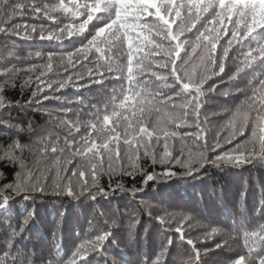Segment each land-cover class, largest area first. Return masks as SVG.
<instances>
[{
	"label": "trees",
	"instance_id": "16d2710c",
	"mask_svg": "<svg viewBox=\"0 0 264 264\" xmlns=\"http://www.w3.org/2000/svg\"><path fill=\"white\" fill-rule=\"evenodd\" d=\"M27 2L28 0H0V8L3 9L0 40H16L25 51H74L95 34L98 26L107 24L109 20L101 2L98 12L91 13L95 20L82 35L63 42L21 40L25 25L43 23L49 28H57L72 23L78 26L90 15L88 0H79L78 3L73 0L74 9L82 15L55 14L58 15L59 22L53 23L35 13L34 8L26 6ZM32 2L35 3V0ZM159 2L163 5L168 3L167 0ZM229 2L230 0H224V3ZM231 2L241 6V14L244 11L250 12L249 22L253 17L264 20V0ZM127 3L135 6L138 0H127ZM124 7L130 18L136 14L135 8ZM145 15L148 16V21L152 20V15L147 10ZM229 16L232 21L237 19L233 13H229ZM229 16L223 18L221 32L227 28L230 36L233 23ZM201 26L197 25V28ZM258 32L264 33V29H258ZM254 36L257 34L254 33ZM262 42L264 40L258 36L255 39L249 37L237 47L243 51L255 48ZM98 46L104 49L102 53H96L93 49L87 60L83 59V54L76 57L81 59L82 64L94 69L99 61L104 72L103 76L94 72L92 76L77 81L88 85L85 88L70 87L60 92L45 91L33 96L35 84L22 87V78H9L5 82L6 78L0 75V95L3 96L0 101L3 105L0 107V190L10 191L4 186L18 182L19 174L27 175L29 172L32 174L29 177L32 184L39 179L40 184L45 186L43 192L29 191L19 195L11 193L10 201L0 203V256L8 254L5 264H28L29 261L31 264H40L42 260L48 261V264H67L80 243L104 233H109L104 244L96 251L89 252L78 264H155L161 251L165 255L160 264H181V261L194 256L187 239H193L196 248L200 250L198 264H231L242 255H251L252 264H258L260 257L264 256V235L248 233L264 222V167L243 164L238 167L227 165L217 168L205 164L198 171L183 175L186 168H182L172 157H178L183 162L187 159V153L185 151V155H181L180 145L176 140L170 141L172 157L160 163L163 140L157 142L153 138L150 146L145 141L142 147L139 138L133 139L132 135H125V128L129 123L138 132V121L146 118V114L140 113L139 109L145 107L146 113V106L129 101L122 108L116 107L123 101L127 84L122 73L108 72L105 65L115 68L126 61L122 40L112 39L109 45L101 40ZM35 62L8 57L0 61V69L25 68ZM116 76L121 78L115 79ZM95 80H102L103 83H93ZM244 82L238 81V85ZM43 96L67 99L43 100ZM76 97L82 102H77ZM239 98V94H236L228 98L212 99L231 104ZM105 115L109 116L107 125L103 124ZM66 121L72 122V129ZM77 124L80 128L78 132L74 130ZM128 131L131 133L132 130ZM85 137L89 141V147L92 144L98 146L89 153L96 156L99 165L96 169L98 185L93 186L92 176L86 175L87 191L80 195L81 170L76 168L75 161L65 165L60 149L64 150L65 155L74 152L83 147ZM126 139L131 143L125 144ZM105 143L111 149V165ZM10 146L16 159H9L5 155ZM53 147L57 148L56 152L52 151ZM129 148L132 151L126 154ZM223 150L210 153V158ZM146 151L152 153L156 162L152 156L145 155ZM57 157L61 160L59 179L57 169L51 167ZM90 170L86 172L90 173ZM165 171L175 174L165 177L162 175ZM147 174H154V178L146 182ZM69 183L76 193L75 197L67 193L56 194L59 192L58 185ZM101 189L107 195H95ZM89 192L94 194V198L88 195ZM25 196L28 198L25 199ZM166 213V223L161 224L157 217L165 216ZM179 214H186L191 218L183 225L185 239H181L175 231L181 222ZM25 219L28 220L27 224H24ZM133 222L136 226L130 228L129 225ZM21 227L23 231H19ZM212 227L227 230V233L215 235L212 239L197 238ZM15 232H19V235H14ZM217 244L223 246L217 248Z\"/></svg>",
	"mask_w": 264,
	"mask_h": 264
},
{
	"label": "clouds",
	"instance_id": "9594fccd",
	"mask_svg": "<svg viewBox=\"0 0 264 264\" xmlns=\"http://www.w3.org/2000/svg\"><path fill=\"white\" fill-rule=\"evenodd\" d=\"M26 6L34 8L35 13L53 23L59 22L58 15L55 14L82 15L80 12H70L60 0H35V3L28 0ZM162 7L164 15H152L151 21H148L147 15L139 19L133 15L129 19L128 11L124 10L117 14L115 20L95 32L99 36L109 30L113 40H122L126 52L127 59L124 63L115 68L105 65L108 72L122 73L127 84L123 101L116 107L122 108L131 101L133 104L138 102L147 109L146 113L145 107L139 109L140 113L146 114V118L138 121V132L129 123L125 128V135H132L133 139L139 138L142 147L145 141L150 146L153 138L157 142L163 140L160 163L172 156L170 141H178L181 155H185V151L187 153V159L183 162L176 157L181 167L186 168L183 175L198 171L205 164L217 168L227 165L238 167L243 164L264 167V42L243 51L237 47L249 37L255 39L258 36L264 40V33L258 32V29H264V20L253 17L249 22L250 12L244 11L241 14V6L231 0L229 3H224V0H178L171 23L167 14L172 11V0ZM234 9L238 14L237 19L232 21L229 13H233ZM225 16H229L233 23L230 36L227 28L221 32ZM2 19L3 9L0 8V20ZM91 19L92 16L89 15L78 26L67 23L57 28H49L43 23L25 25V32L20 39L63 42L82 35ZM122 19L124 22H119ZM174 24H177L175 31ZM197 25L202 26L197 28ZM91 43L92 40L89 39L74 51L56 53L25 51L16 40H0V61L8 57L36 61L25 68L0 69V75L6 78L5 82L9 78H22V87L35 84L33 96L45 91L60 92L70 87H88L77 81L92 76L94 72L104 75L99 61L94 69L76 58L78 54H83V59L87 60L88 54L93 51L89 47ZM95 52L100 53L99 47ZM114 78L120 79L121 76ZM241 80L245 82L238 85ZM93 83L101 84L103 81L95 80ZM236 94L240 98L231 104L212 99L228 98ZM49 99L61 100L67 97L43 96V100ZM2 100L3 96L0 95V101ZM76 101L82 102L79 97H76ZM44 111L48 114L47 110ZM66 123L70 129L73 128L71 121ZM108 123L109 116L105 115L103 124ZM129 129L132 130L131 133ZM181 129L191 131L182 132ZM74 130L80 131L78 124ZM130 143V140H125V144ZM88 144L85 137L83 147L67 155L61 148L63 163L69 165L75 161L76 168L81 172L97 169L99 165L96 156L89 153L98 146L92 144L89 147ZM228 145L231 147L226 148ZM104 147L111 161V149H108L106 143ZM218 149L224 150L210 158L209 154ZM52 151L56 152L57 148L53 147ZM131 151L129 148L126 154ZM145 155L152 156V153L146 151ZM152 158L156 162L155 157ZM56 160L61 162L60 157ZM92 185H98L97 175L92 178ZM226 233L227 230L218 229L215 235ZM241 257L243 264H252L251 255ZM260 259L264 260V256ZM40 264H48V261L42 260Z\"/></svg>",
	"mask_w": 264,
	"mask_h": 264
},
{
	"label": "snow or ice",
	"instance_id": "6c2138e0",
	"mask_svg": "<svg viewBox=\"0 0 264 264\" xmlns=\"http://www.w3.org/2000/svg\"><path fill=\"white\" fill-rule=\"evenodd\" d=\"M60 2H62L65 7L70 11V12H74V13H79L78 11H76L73 7V0H68V3H65V0H60ZM76 2L78 3L79 0H76ZM101 2L103 3V6L106 9V14L109 16V20L108 23H110L112 20H115L117 18V14L123 12L125 9L124 5L127 6V8H135V13L134 14L138 19L142 18L145 16V10H147V13H151V15H164V11H163V4L159 2V0H138V3L134 6L130 3H127V0H88V7H89V14L91 15L92 12H98V5L101 4ZM167 2H169V0H167ZM178 2V0H172V11L169 12L167 14V18L169 20V22H172L173 16H175V4ZM238 13L236 12V10H233V15H237ZM79 16V15H78ZM130 19V17H129ZM95 20V17H92V19L89 21V23L86 25L85 28V32H87V28L88 25L91 24L93 21ZM119 22H124V20H120ZM135 22V21H133ZM107 23V24H108ZM179 23V20L177 19V24ZM177 24L173 25V30L175 31V28L177 26ZM105 24H101L100 26H98L96 28V30H99L101 28L104 27ZM83 33V34H84ZM92 37H95V39H92ZM90 40H92V43L89 45L90 48L92 49H96L98 46L99 41L103 40L105 45H109L111 44L112 41V36L110 32H104L103 34L96 36L95 34L92 35L90 38ZM88 39V40H89ZM100 49V53H102L104 51L103 48L99 47ZM15 143V142H14ZM95 149V148H93ZM5 155L9 158V159H16V157L13 155L12 153V147L10 146L9 150L5 153ZM172 157V156H170ZM173 159H175L176 163H180L179 160H177L176 157H172ZM112 161H110V165H111ZM61 162L53 161L51 163V167L57 169V179H59V168H60ZM133 167H136L135 163H133ZM75 174V171H74ZM91 175L92 178L95 177L97 175L96 173V169L93 168L90 170L89 172H80L79 173V177H80V182L82 183V187H81V191H80V195H84V193L87 191V185H88V181L85 179V176L87 175ZM175 173L171 172V171H165L162 175L165 177H170L172 175H174ZM32 174L29 172L27 175H23V174H19V178H18V182L14 183V184H10V185H5L4 188L6 190H10V191H3L0 190V203L2 204H6L8 201H10L12 199V195L11 193H15L17 195H19L20 193L24 192V193H28L30 192H36V191H45V186L40 184L39 179H37V182L32 184L29 180V177ZM44 172H41V177H43ZM154 178V174L153 175H146V182L150 181ZM59 187V192H57L56 194H61V193H67V195L69 196H76L75 191L73 190L71 183L69 184H63V185H58ZM99 194H104L107 195V193H103V190L101 189L99 192H97L95 195H99ZM88 195L93 196L94 198V194L89 192ZM28 197L25 196V199H27ZM166 215L165 216H161V217H157L158 221L161 224H165L166 223ZM181 216V222L180 224L176 227L175 231L179 234L181 239H185V235H184V222L186 221H190V217L186 214H179ZM28 220L25 219L24 224H27ZM136 224L135 222L130 223L129 227L130 228H135ZM19 231H23V227H21V229ZM218 231L217 227H212L210 229H207L204 233L203 236L200 237V239H212V237H214V235L216 234V232ZM253 233L255 235H264V222L259 223L258 225H256L251 231L250 235H253ZM14 235H19V232H15ZM109 233H104L101 235H98L97 237H95L94 239L91 240H86L82 243H80L75 250L73 251L71 258L67 261V264H78V262H80L81 260L85 259L88 256L89 252L92 251H96L97 249L100 248L101 245L104 244L105 240L107 239ZM186 242L192 247V251L194 253V256L189 258L187 261H181V264H198L199 262V258H200V250H198L196 248V243L193 239H187ZM223 246V244H217L216 247L219 248ZM208 250H205V252H207ZM165 252L161 251L158 255L157 261L155 262V264H160L162 258L164 257ZM8 254L5 253L3 256H0V264H5V260L7 258ZM260 264H264V260L259 259ZM30 262V261H29ZM28 262V264H29ZM231 264H243V258L241 256H238L237 258H235Z\"/></svg>",
	"mask_w": 264,
	"mask_h": 264
}]
</instances>
